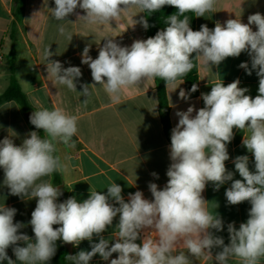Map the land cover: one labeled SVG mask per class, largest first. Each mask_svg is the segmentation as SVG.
I'll return each instance as SVG.
<instances>
[{"label":"clouds","instance_id":"1","mask_svg":"<svg viewBox=\"0 0 264 264\" xmlns=\"http://www.w3.org/2000/svg\"><path fill=\"white\" fill-rule=\"evenodd\" d=\"M54 4L55 7L49 8L48 0H44L43 7L60 22L58 33L69 41L73 35L65 22L112 27L114 21L117 28L124 17L133 15L134 9L138 14H151L164 6L177 9L166 17V27L154 37L121 46L114 37L105 36L95 59L89 55L90 46L83 49L81 63L90 68L93 80L92 84H81L82 91L78 92L85 97L82 102L85 105L97 85L113 102H119L125 89L156 78L165 82L166 89L175 91L178 80L194 68V59L204 67H212L228 57H239L242 52L249 55L251 67L248 62L239 67L249 76L255 70L259 77L258 94L255 98L246 95L249 89L239 87V79L227 86L222 81L216 82L210 92L201 93L202 108L197 110L193 105L186 111H177L179 120L170 137L167 183L161 190L156 183L149 182L152 199H146L137 190L128 194L127 201L122 196V187L113 182L106 193L90 188V195L83 202L75 197L57 202L62 191L42 178L66 172L67 165L54 153L58 142L75 147L72 137L78 131V117L60 107L33 111L30 123L35 129H42L44 137L31 131L19 146L11 136L0 140V168L4 172L3 184L11 195L36 199L28 222L35 242L19 231L25 224L14 222L17 209L0 206V262L46 264L57 252V241L78 247L95 236L99 241L91 243L90 251L67 256L71 264H89L97 254L109 261L114 253L118 256L110 264H190L189 256L202 257L214 264H229L231 259L239 264H260L264 258V15L251 14L247 23L240 17L227 19L223 24L217 21L212 29L202 24L194 31L186 13L205 17L216 12L217 0H54ZM77 8L85 14L80 15ZM73 14L77 16L75 23L67 19ZM136 24L145 30L150 27L143 16L133 19V26ZM54 55L57 53L50 46L44 48L47 77L54 84L77 92L81 69L64 67L60 61L51 59ZM197 90L195 83L188 92L180 89L179 98L187 101ZM234 128L247 130L242 145L254 157V171L249 168L248 155L233 160L242 179H233L234 173L225 165L230 158L227 145L234 138ZM151 175L159 179L157 173ZM228 181L232 183L225 191L227 203L238 205L247 201L251 207L248 219L238 229L235 222L227 225L229 243L225 244L223 237L212 231H223L224 222L208 210L202 193L209 182L219 190ZM117 216V231L110 243L102 233ZM178 246L187 249L188 255L183 251L174 255ZM9 247L16 261L8 256ZM214 249L220 250L213 255Z\"/></svg>","mask_w":264,"mask_h":264},{"label":"crops","instance_id":"2","mask_svg":"<svg viewBox=\"0 0 264 264\" xmlns=\"http://www.w3.org/2000/svg\"><path fill=\"white\" fill-rule=\"evenodd\" d=\"M14 0H0V94L4 92L11 77V64H14L15 76L23 92L27 95L33 110L47 108L49 110L60 107L70 115L78 117L77 134L72 137L75 147H68L63 143L56 144V155L67 165V170L61 174L62 185L53 183V175L43 177L54 186L63 188L65 200L75 197L78 202H83L90 195V188L106 193L107 187L115 182L122 187V196L128 200V194L140 190L146 199H152L148 188L149 182L156 183L163 189L167 183V169L171 163L169 140L163 131L160 116V107L156 95V80L146 82L138 87L125 89L119 102L112 99L97 85L87 105L83 104L85 97L78 92L82 91L81 84H92L90 68L81 63V53L86 46H90L89 55L97 58L99 47H102L105 36L114 37L115 42L121 46H130L136 39H147V30L142 25L133 26V19L145 18V13L138 14L133 10V15L124 17L116 27L112 22L110 26H86L82 22L75 23L77 16L70 15L67 19L75 24L66 23L65 27L72 33V40L60 36L57 30L60 22L54 20L47 7H43L44 0H24L23 13L17 24L15 39L11 38L13 23ZM48 7H55L54 0H48ZM39 12L34 15V13ZM80 15L85 13L77 8ZM264 15V0H217L216 12L207 13L205 17H195L196 30L202 24L212 29L216 22L224 23L227 19L240 17L247 23L248 16L255 13ZM138 14L134 17V15ZM256 30L255 25L252 26ZM99 44V45H98ZM50 46V50L57 55L51 59L60 61L64 67L77 66L82 71V76L77 80V92L69 91L66 86L54 84L47 77L46 65L43 59V50ZM14 55V56H13ZM242 62H248L251 67L250 57L247 52H242L239 57H228L218 66L204 67L198 60L199 94L189 100L179 98L180 89L186 91L183 80H178V88L173 91L166 89L169 104V117L172 127L178 123L177 111H186L189 106L198 110L204 106L201 93L211 91V86L216 82H223L225 86L236 79L240 80L239 87L248 88L253 98L258 94L259 77L253 70L252 75L239 67ZM182 83V84H180ZM180 84V85H179ZM187 92V91H186ZM22 107L16 101L5 102L0 105V140L11 136L14 143L19 146L27 134L33 131ZM195 115V113H193ZM234 138L227 145L229 160L225 162L228 171L234 173L233 179H242L236 172L233 160L239 155L249 156V168L254 171V157L242 145L243 136L248 135L247 130L233 129ZM45 135V134H44ZM157 173L156 179L151 173ZM4 172L0 168V206L17 209L14 222H21L26 227L19 231L33 238L34 233L28 223L31 213L36 207V199L21 198L10 194L9 189L3 184ZM232 181L220 186L219 190L209 182L202 193L208 202V210L219 215L224 222L223 231L214 235L223 237L225 244L229 243L227 225L235 222L238 229L240 223L248 219V210L251 205L247 201L238 205H229L225 191L231 186ZM57 202H60L58 197ZM119 217L114 219L113 225L102 233L110 243L115 238ZM59 227V225H54ZM98 237H93L90 242L82 241L78 247L73 245V253L81 250H91V243H97ZM141 243V240H137ZM57 241V246L62 244ZM23 246V245H22ZM220 249H214L213 255ZM181 251L188 255L187 249L178 246L174 255ZM8 256L16 261L12 247L7 249ZM114 253L109 261H104L97 254L89 264H110V260L117 258ZM190 264H214L211 260L189 256ZM7 264V261L0 262ZM20 264V262H16ZM46 264H57L55 256ZM229 264H239L238 260L231 259ZM260 264H264L261 258Z\"/></svg>","mask_w":264,"mask_h":264},{"label":"trees","instance_id":"3","mask_svg":"<svg viewBox=\"0 0 264 264\" xmlns=\"http://www.w3.org/2000/svg\"><path fill=\"white\" fill-rule=\"evenodd\" d=\"M23 7H24V0H14L13 5V23L11 27V38L14 40L17 30V24L20 21L21 14L23 13ZM177 12V9H175L172 6H164L160 11L153 12L151 14H148L145 12V18L147 19L150 27L147 29V38L154 37L156 33L166 27L165 20L166 17L174 14ZM186 15L189 16L190 21V27L195 31L196 30V23H195V15L193 13H186ZM14 56V55H13ZM195 54H193L194 58ZM194 68L184 77L180 78V80H183L186 91H190L192 85L195 83L198 85V90L194 93H191L190 98L196 97L199 94V78H198V65L197 60H193ZM11 64V77H10V84L8 88L0 94V105L9 102V101H16L23 109L25 113L32 111V105L29 102V99L27 98V95L23 92L20 84L18 83L16 76H15V69L14 64L12 63V59H10ZM156 95L157 100L160 107V116L161 121L163 124V131L166 136V138L171 142V130H172V124L169 117V104L167 100V94H166V85L163 80L160 78H156ZM32 126L33 131H37L38 134L41 137H44V131L42 129H35V126ZM56 155V153H54ZM53 183L56 186L62 185V178L60 173H54L53 174ZM62 191V195L59 197L60 202H63L65 200V191L63 188H60ZM68 255H75L70 254L68 251V248L64 243L59 244L57 246V252L55 254V259L57 264H71V261L67 259Z\"/></svg>","mask_w":264,"mask_h":264},{"label":"water","instance_id":"4","mask_svg":"<svg viewBox=\"0 0 264 264\" xmlns=\"http://www.w3.org/2000/svg\"><path fill=\"white\" fill-rule=\"evenodd\" d=\"M32 112H33V111H29V112H27L26 117H27L28 120H29V117H30V115L32 114ZM29 121H30V120H29ZM65 245H66V247L68 248L69 253H70V254H73V246H72V244H65Z\"/></svg>","mask_w":264,"mask_h":264},{"label":"built area","instance_id":"5","mask_svg":"<svg viewBox=\"0 0 264 264\" xmlns=\"http://www.w3.org/2000/svg\"><path fill=\"white\" fill-rule=\"evenodd\" d=\"M1 59H2V57H1V55H0V61H1Z\"/></svg>","mask_w":264,"mask_h":264}]
</instances>
